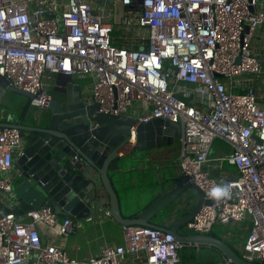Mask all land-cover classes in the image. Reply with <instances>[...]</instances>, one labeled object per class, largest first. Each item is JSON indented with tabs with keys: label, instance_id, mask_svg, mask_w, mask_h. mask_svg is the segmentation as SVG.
<instances>
[{
	"label": "built area",
	"instance_id": "built-area-1",
	"mask_svg": "<svg viewBox=\"0 0 264 264\" xmlns=\"http://www.w3.org/2000/svg\"><path fill=\"white\" fill-rule=\"evenodd\" d=\"M113 1L0 0V75L33 94V107L51 101L47 80L80 75L92 79L84 97L100 113L130 115L134 108L138 122L180 123L183 183L204 192L184 231L208 234L216 225L248 221L243 258L264 263V104L256 86L264 80V55L252 46L264 24V0H122L128 9L119 26L137 37L122 31L121 46L114 42ZM216 138L232 146L223 159L209 156ZM134 142L135 135L120 154ZM22 147L20 129L0 128V199H16L7 174ZM224 160L236 176L222 187L210 167L222 168ZM24 217L0 205V264H128L130 258L180 264L186 245L165 230L128 225L122 244H105L81 260L55 243L75 232L71 218L50 206Z\"/></svg>",
	"mask_w": 264,
	"mask_h": 264
},
{
	"label": "water",
	"instance_id": "water-1",
	"mask_svg": "<svg viewBox=\"0 0 264 264\" xmlns=\"http://www.w3.org/2000/svg\"><path fill=\"white\" fill-rule=\"evenodd\" d=\"M113 8V23L119 26L124 22V11L128 8L122 0H114ZM46 16L54 15L47 13ZM0 83L22 96L11 110L12 120L0 121V128L16 127L22 133V152L14 162L21 173L14 199L19 213L50 206L61 217H69L78 224L99 211H108L122 226L159 228L172 233L186 245L215 247L235 264H264L244 259L224 238L213 232L184 231L185 225L203 205L204 192L194 184H184L181 177L164 181L153 200L135 216L123 215L118 186L127 190L129 177L135 167L146 160L148 150L172 145L181 137L180 123L162 118L138 122L128 114L100 113L99 104L85 99L72 76L65 77L55 87L51 101L44 107L31 106L33 94L12 86L2 75ZM21 106L26 110L18 115ZM133 135L134 147L131 152L121 155L120 150ZM130 153L134 154L133 158H129ZM150 190L157 191L158 188ZM179 199L191 205L188 213L169 228L152 222L157 213Z\"/></svg>",
	"mask_w": 264,
	"mask_h": 264
},
{
	"label": "crops",
	"instance_id": "crops-1",
	"mask_svg": "<svg viewBox=\"0 0 264 264\" xmlns=\"http://www.w3.org/2000/svg\"><path fill=\"white\" fill-rule=\"evenodd\" d=\"M252 46L254 50L261 52V56L264 55V24L259 27L253 36ZM64 78L65 76L55 75L47 80V87L51 94ZM72 79L75 84L81 87L84 95H87L91 87L92 79L85 76L81 77L80 75L72 76ZM256 86L260 96V102L264 104V80L257 81ZM5 88L8 87L0 83V121L10 122L13 117L11 114L13 108L4 105L6 97ZM134 113L135 109H130L129 114L134 115ZM180 138L174 141L172 145L148 150L146 152V160L138 164L135 167L134 173L129 177L127 190L118 186V191L121 196L122 213L125 217L135 216L147 205L138 204L132 206L134 200L141 201L143 198H147V202L149 203L153 200L156 193L159 192L160 185L164 181L173 177H181L183 180V175L178 165L182 152ZM231 151L232 146L227 141L216 138L211 146L209 156L214 159H223L230 154ZM18 155V153L15 155V161ZM133 156V153L129 154V158H133ZM210 171L217 177L222 187L226 180L236 176L235 166L230 164L227 160H224L222 168L211 166ZM7 175L13 181L14 188L16 189L21 176L20 171L13 165L12 170ZM155 187L158 188L157 191H148V189H154ZM0 205L6 207L12 206L17 212L18 217L20 219H25V212L19 213L18 205L14 203V201L2 197V199H0ZM190 207L191 205L187 201L179 199L157 213L153 217L152 222L156 225L169 228L177 219L188 213ZM75 225L76 230L74 233L55 238V243L62 247L72 257L85 260L97 255L105 244L120 245L123 243L122 225L118 224L109 215L108 211L106 213L99 211L94 217L88 218L82 221V223ZM249 228L246 230L245 237ZM84 241L91 242L90 247L86 246ZM92 241H96L97 243L95 244ZM127 263L141 264L139 260H132L131 258L127 260Z\"/></svg>",
	"mask_w": 264,
	"mask_h": 264
},
{
	"label": "trees",
	"instance_id": "trees-1",
	"mask_svg": "<svg viewBox=\"0 0 264 264\" xmlns=\"http://www.w3.org/2000/svg\"><path fill=\"white\" fill-rule=\"evenodd\" d=\"M120 26H116L114 29V42L118 46H121L126 41L124 40V35H122V31H125L129 34L131 38L137 37V31L135 29H122ZM130 43V41H128ZM134 48H137V45H131ZM165 227V226H162ZM250 227V222H249ZM221 228L223 231L227 229V225L222 224ZM223 231H213V234L217 237L224 238L227 243L241 256L243 253L241 251V239L239 235H236L232 239L223 235ZM244 240V239H243ZM181 262L180 264H214L218 261L223 260L225 257L223 254L216 249L215 247L210 246H195V245H185L181 251Z\"/></svg>",
	"mask_w": 264,
	"mask_h": 264
},
{
	"label": "rangeland",
	"instance_id": "rangeland-1",
	"mask_svg": "<svg viewBox=\"0 0 264 264\" xmlns=\"http://www.w3.org/2000/svg\"><path fill=\"white\" fill-rule=\"evenodd\" d=\"M5 102L4 105L5 106H10L12 108H14V106H16V101H20L22 96L14 93L13 91L9 90L8 88H5ZM13 114V113H11ZM135 201V202H134ZM132 206H136L138 204H147V198H143L141 201H136L134 200ZM147 202V203H146ZM227 225V229L225 231H223V229L221 228V225H216L214 227L213 231H223V235L227 236L228 238L232 239L233 237H235L236 235L240 236L241 239V245L244 243V237H245V233L246 230L249 228V222L245 221L243 223H238V224H226ZM95 244L97 243L96 241H92ZM84 244L86 246L90 247L91 242H87L84 241Z\"/></svg>",
	"mask_w": 264,
	"mask_h": 264
},
{
	"label": "flooded vegetation",
	"instance_id": "flooded-vegetation-1",
	"mask_svg": "<svg viewBox=\"0 0 264 264\" xmlns=\"http://www.w3.org/2000/svg\"><path fill=\"white\" fill-rule=\"evenodd\" d=\"M23 110H26L25 106H21V108H18V115L22 114Z\"/></svg>",
	"mask_w": 264,
	"mask_h": 264
},
{
	"label": "clouds",
	"instance_id": "clouds-1",
	"mask_svg": "<svg viewBox=\"0 0 264 264\" xmlns=\"http://www.w3.org/2000/svg\"><path fill=\"white\" fill-rule=\"evenodd\" d=\"M223 191H224V194L225 195H228L229 194L228 191H227V189H224Z\"/></svg>",
	"mask_w": 264,
	"mask_h": 264
},
{
	"label": "bare ground",
	"instance_id": "bare-ground-1",
	"mask_svg": "<svg viewBox=\"0 0 264 264\" xmlns=\"http://www.w3.org/2000/svg\"><path fill=\"white\" fill-rule=\"evenodd\" d=\"M122 30V29H121ZM82 77V76H81ZM74 78V77H73ZM89 84V83H88ZM19 173V172H18ZM12 175V174H11Z\"/></svg>",
	"mask_w": 264,
	"mask_h": 264
}]
</instances>
